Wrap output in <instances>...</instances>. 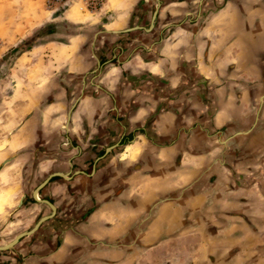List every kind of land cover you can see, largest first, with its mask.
Here are the masks:
<instances>
[{
    "label": "rangeland",
    "instance_id": "374dc122",
    "mask_svg": "<svg viewBox=\"0 0 264 264\" xmlns=\"http://www.w3.org/2000/svg\"><path fill=\"white\" fill-rule=\"evenodd\" d=\"M126 1L97 0L92 6L85 0H0V166L16 160L9 171L0 173V247L51 216L12 249L0 252V264H264V136L258 122L253 132L239 126L236 132L211 134L212 153L202 155L210 153L206 158L220 165L221 183L216 182L218 171L187 182L193 173L187 165H171L174 151L158 155L169 160L167 165L150 168L139 157L135 163L122 164L124 150L117 149L109 170L115 178L108 181L105 175L98 181L90 175L82 192L69 188L68 215L57 209L58 199L45 193L49 182L38 192L42 201L33 198V191L45 180V174L36 176L34 171L55 155L42 144L48 138L65 146L69 132L63 119L67 115L70 120L76 109L73 96L62 102L59 97L61 91L66 96L69 92L60 68L77 71L75 79L91 75V49L104 28L134 32L137 25L147 33L153 30L149 29L152 13L156 9L159 13L162 0H137L135 6ZM198 2L199 7L191 5L174 23L192 46L210 49L200 56L198 78L210 80L213 99L228 97L233 106L241 94L250 99L253 86L262 83L264 75V0ZM72 9L80 17L77 21L69 18ZM200 10L202 17L194 13ZM141 14L145 19L136 23ZM127 16L136 17V24L126 28L115 22ZM20 22L29 35L6 49L8 32L2 28H16ZM58 30L62 33L55 34ZM68 34L73 38L67 39ZM198 34L201 38H196ZM67 40L71 47L59 45ZM33 41L38 47L52 46L46 51L50 57L42 56L40 49L28 53ZM52 41L63 42L55 46ZM77 44L82 46L80 54ZM47 68L51 71H44ZM261 95L264 92L257 96ZM242 132L247 134L238 135ZM248 135L255 137L248 140ZM196 153L187 157L193 159ZM147 156L156 157L152 152ZM130 173L129 185L124 184ZM66 175L62 180L70 181ZM173 175H180L178 182L171 179ZM124 190L132 195L125 198ZM43 201L51 203L55 212ZM63 218L71 223L63 224Z\"/></svg>",
    "mask_w": 264,
    "mask_h": 264
},
{
    "label": "crops",
    "instance_id": "0c3cea01",
    "mask_svg": "<svg viewBox=\"0 0 264 264\" xmlns=\"http://www.w3.org/2000/svg\"><path fill=\"white\" fill-rule=\"evenodd\" d=\"M134 1L137 0H127L125 4L134 5ZM222 1L224 0H215L214 4L222 5ZM161 3L157 20L150 33L144 28L134 32H125V28L119 31L104 28L105 30L100 31L97 43L91 49L93 56L91 75L86 76L85 79L84 76L75 79L73 73L78 72L70 67L68 69L62 66L59 70L61 80L65 81L69 89L67 96L61 91L59 96L61 102L73 96L76 109L69 116L70 120L67 115L63 119L62 126L69 132L65 146L62 142L48 141L47 138L42 145L51 148L50 152L55 151V155L50 156L49 161H46L48 163L38 164L40 172L37 168L34 173L36 176L45 174V180L56 171L63 173L62 177L51 178L45 191L50 195V199H58L61 206L58 205L57 209L60 208L62 215H68L71 208L72 197L65 195L69 192V188L77 193L82 192V184L86 181V177L87 181L90 179V175L98 181H101L100 178L105 175L108 176V181L115 178V173H109V170L116 159L113 152L117 149L124 150L120 155L122 164L135 163L134 160L139 157L142 165L145 164V167L150 166V168L167 165L169 160L165 157L159 159L158 155L174 151L171 155V165L177 164L178 168L187 165L194 175L192 178L187 176V182H193L196 177L198 179L200 176L205 177L207 173L211 175L212 172L218 171L220 173L217 174L216 182L221 183L220 165L212 164L213 162L206 158L212 153L210 136L213 131L232 133L238 131L239 126H242L243 130L250 131L253 130L254 123L258 122L256 127L259 126L258 130L261 128V136H264V95L257 96L264 92V75H261L262 83L253 86V95L250 99L241 94L235 100L234 106L229 102L228 97L213 99L210 80L205 76L198 78L200 56L204 57L209 47L200 48L195 43L192 46L186 34L174 24H178L179 16L185 14V10H189L191 5L199 7L198 0H162ZM145 7L146 5L142 8V12ZM74 11L72 9L71 14L69 12V18L77 21L80 17L77 11ZM194 13H199V17H202L201 10ZM131 14L132 10L130 16ZM135 18L131 19L127 16L115 22L126 27L131 22L135 23L137 21ZM139 19L136 23L141 24L145 19L144 14H141ZM2 23L0 18V26ZM19 26L12 29L2 28L3 31L8 32L7 42L5 41L4 44L6 49H10L29 35L26 34L29 30H26L24 23L20 22ZM65 26L73 28L70 22H66ZM55 28L61 30L59 27ZM59 30L55 31V34L61 32ZM199 35L196 38H201ZM60 37L64 36L60 35ZM66 37L69 40L73 38L69 34ZM69 40L59 45L71 47ZM35 42L33 41L32 50L28 53L40 49L43 51L42 56L50 57L46 51L52 46L42 44L38 47ZM58 42L52 41L51 44L56 46ZM81 48L82 46L77 44V54L81 53ZM84 70L85 68L82 67V71ZM44 71L49 72L51 68ZM48 74L46 73L45 76ZM249 102H251L250 107ZM239 117L242 120H239ZM244 125L247 128H244ZM244 134L247 132L238 133V135ZM253 135H248L247 139H253L255 137ZM258 139L259 137L256 141ZM208 150H210L208 155H202ZM193 151H197L196 154L199 155L194 154L193 159H190L187 155ZM150 152L156 156L153 160L147 156ZM15 161L14 159L7 165L0 166V173L4 170L9 171ZM66 174L70 176V181L62 180L68 178ZM132 177L133 175L123 180L124 184H127ZM150 177L161 181L157 175ZM179 177L180 175H173L171 179L176 178L178 182ZM35 193L33 191V198L40 202L38 192L37 197ZM124 194L127 198L132 192L124 190ZM135 194L139 198L142 197L140 193L135 192ZM68 221L63 218V224L71 223Z\"/></svg>",
    "mask_w": 264,
    "mask_h": 264
},
{
    "label": "water",
    "instance_id": "95a60500",
    "mask_svg": "<svg viewBox=\"0 0 264 264\" xmlns=\"http://www.w3.org/2000/svg\"><path fill=\"white\" fill-rule=\"evenodd\" d=\"M158 2H159V1H158ZM156 17H157V9L154 10L153 13H152L151 23H150V25H149V29L153 28L154 23H155V20H156ZM134 29H136V30H140V29H142V27L135 26ZM144 30H146V29H144ZM129 31H130V29L125 30V32H129ZM146 31H147V30H146ZM54 176H60V177H62L63 175H62V174H59V173H56V174H52V175H50V176H49L46 180H44V181H43V182H42V183H41V184H40V185H39L34 191L39 192V190H40L41 188H43V187L49 182V180H50L51 178H53ZM43 202H44L45 204H47V205L52 209L53 212H55V207H54L51 203H49L48 201H43ZM49 218H51V216H47V217H43V218L39 219V221L37 222L36 226H34L32 229H30L29 231L23 232V233H21V234H18L10 244H8V245H6V246H2V247H0V252H2V251H7V250L12 249V248H13V247L19 242L20 239H22L23 237L29 236L30 234H33V233L39 228V226H40L43 222H45L46 220H48Z\"/></svg>",
    "mask_w": 264,
    "mask_h": 264
},
{
    "label": "built area",
    "instance_id": "2783aa9c",
    "mask_svg": "<svg viewBox=\"0 0 264 264\" xmlns=\"http://www.w3.org/2000/svg\"><path fill=\"white\" fill-rule=\"evenodd\" d=\"M67 0H55L56 3H64ZM86 3H89L92 6L96 5L97 0H85Z\"/></svg>",
    "mask_w": 264,
    "mask_h": 264
},
{
    "label": "bare ground",
    "instance_id": "6f19581e",
    "mask_svg": "<svg viewBox=\"0 0 264 264\" xmlns=\"http://www.w3.org/2000/svg\"><path fill=\"white\" fill-rule=\"evenodd\" d=\"M35 192L37 193V191H35ZM35 195H36V194H35ZM39 201L41 202V200H39ZM35 226H36V225H35ZM13 240H14V239H13ZM13 240H12V241H13ZM12 241H11V242H12ZM11 242H10V243H11ZM10 243H8V244H10ZM8 244H6V245H8ZM6 245H5V246H6Z\"/></svg>",
    "mask_w": 264,
    "mask_h": 264
}]
</instances>
